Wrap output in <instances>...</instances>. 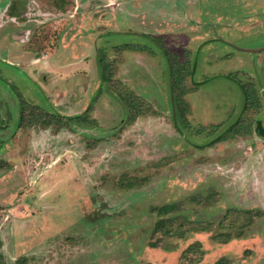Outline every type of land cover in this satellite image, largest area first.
I'll return each mask as SVG.
<instances>
[{
  "label": "rangeland",
  "instance_id": "1",
  "mask_svg": "<svg viewBox=\"0 0 264 264\" xmlns=\"http://www.w3.org/2000/svg\"><path fill=\"white\" fill-rule=\"evenodd\" d=\"M3 1L1 264H264V0Z\"/></svg>",
  "mask_w": 264,
  "mask_h": 264
},
{
  "label": "trees",
  "instance_id": "2",
  "mask_svg": "<svg viewBox=\"0 0 264 264\" xmlns=\"http://www.w3.org/2000/svg\"><path fill=\"white\" fill-rule=\"evenodd\" d=\"M131 46V45H130ZM135 47H137V46H135ZM139 47V46H138ZM140 48H144L143 46L141 47L140 46ZM166 54H168V52L166 51ZM175 64L176 63H172L171 64V72H172V76H173V79H174V87L176 86V85H179V83H180V81H181V79H182V75H183V72L181 71V69H179V68H177V75H175L173 72H174V69H175ZM181 71V72H180ZM185 74V73H184ZM240 85H241V87L243 88V93H244V96H245V102H247V103H245V105L247 106L248 105V102H250V99H251V91H250V89L249 88H247V87H245L244 86V84H241L240 83ZM183 93V92H182ZM175 102H176V104L177 105H180L181 104V99L180 98H176L175 97ZM2 127V126H1ZM245 131V128L240 124H234L233 126H232V128L229 130V133H228V135L229 136H233V135H235L236 133H241L242 131ZM246 131H249V130H246ZM258 132L261 134V135H263L264 136V127H263V125H262V122H259V124H258ZM224 138V137H223ZM221 139H222V137H221ZM171 205L170 204H165V205H162V206H160V207H158V211H159V213L160 214H165V213H168V212H170L171 211ZM158 223V225L160 224L159 222H157ZM162 226H164V224H161ZM168 231H170V230H168ZM199 245L200 244H198V243H195V244H192L191 246H189V249H196V248H198L199 247ZM2 262H1V260H0V264H1ZM216 264H226L225 263V259H220V260H218L217 262H216Z\"/></svg>",
  "mask_w": 264,
  "mask_h": 264
},
{
  "label": "flooded vegetation",
  "instance_id": "3",
  "mask_svg": "<svg viewBox=\"0 0 264 264\" xmlns=\"http://www.w3.org/2000/svg\"><path fill=\"white\" fill-rule=\"evenodd\" d=\"M3 1V0H1ZM4 2V1H3ZM10 7L8 9V13L5 12L1 15V20H4V21H9V20H13L15 22H18V18L22 15L23 13V7L21 6V2L20 1H16V3L11 0L10 2ZM11 6L13 8H11ZM9 10L11 12H9ZM19 23V22H18ZM22 30H18V32H21Z\"/></svg>",
  "mask_w": 264,
  "mask_h": 264
},
{
  "label": "water",
  "instance_id": "4",
  "mask_svg": "<svg viewBox=\"0 0 264 264\" xmlns=\"http://www.w3.org/2000/svg\"><path fill=\"white\" fill-rule=\"evenodd\" d=\"M262 125H263V127H264V122H262Z\"/></svg>",
  "mask_w": 264,
  "mask_h": 264
}]
</instances>
